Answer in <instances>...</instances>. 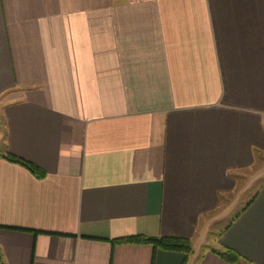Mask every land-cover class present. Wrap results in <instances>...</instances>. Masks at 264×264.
<instances>
[{"label":"crops","instance_id":"0c3cea01","mask_svg":"<svg viewBox=\"0 0 264 264\" xmlns=\"http://www.w3.org/2000/svg\"><path fill=\"white\" fill-rule=\"evenodd\" d=\"M257 163L264 0H0V264H264Z\"/></svg>","mask_w":264,"mask_h":264},{"label":"trees","instance_id":"16d2710c","mask_svg":"<svg viewBox=\"0 0 264 264\" xmlns=\"http://www.w3.org/2000/svg\"><path fill=\"white\" fill-rule=\"evenodd\" d=\"M12 161L20 162L27 166L32 172L36 173L38 176L43 175V171L36 166L34 163L24 160L22 158L16 157L14 155L8 156ZM114 244L118 243H138V244H152L157 248L169 250V251H180L184 252L189 256L193 252V245L189 238L179 237V236H148L145 234H134L123 237H118L111 239ZM223 256L229 260H236L238 258L237 253L234 251H227L223 253ZM185 260L182 264H186Z\"/></svg>","mask_w":264,"mask_h":264},{"label":"rangeland","instance_id":"374dc122","mask_svg":"<svg viewBox=\"0 0 264 264\" xmlns=\"http://www.w3.org/2000/svg\"><path fill=\"white\" fill-rule=\"evenodd\" d=\"M264 171V163H257L256 165H255V169L253 170V172H254V175L256 176L258 173H261V172H263ZM256 179H255V184H256ZM255 187H256V185H255ZM247 198H249V197H244V201L245 200H247ZM227 217V216H226ZM227 218H225V219H223V220H226Z\"/></svg>","mask_w":264,"mask_h":264}]
</instances>
